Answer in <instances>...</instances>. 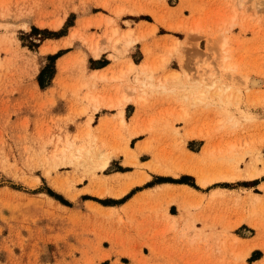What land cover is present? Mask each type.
<instances>
[{
    "label": "rangeland",
    "instance_id": "obj_1",
    "mask_svg": "<svg viewBox=\"0 0 264 264\" xmlns=\"http://www.w3.org/2000/svg\"><path fill=\"white\" fill-rule=\"evenodd\" d=\"M0 264H264V0H0Z\"/></svg>",
    "mask_w": 264,
    "mask_h": 264
},
{
    "label": "bare ground",
    "instance_id": "obj_2",
    "mask_svg": "<svg viewBox=\"0 0 264 264\" xmlns=\"http://www.w3.org/2000/svg\"><path fill=\"white\" fill-rule=\"evenodd\" d=\"M112 21V19H110L108 22H111ZM41 24H43V22H40V25ZM60 25H58V26H55L56 28H58ZM117 32H118V29H114V30H112V32H111V35H109L110 37H109V39H111L114 35H116L117 34ZM130 35H131V30H129V31H127L126 32V37L129 39V37H130ZM70 37H72V38H74L75 37V32H71V34H70ZM85 43V42H84ZM100 43V42H99ZM130 44H131V40H129V42L127 41L126 42V48H129L130 47ZM227 46V41H226V39H224L223 40V42H222V48H224V47H226ZM90 49H91V52H92V54L95 56V57H99L100 56V49H99V47L98 46H96V45H91L90 46ZM102 51V50H101ZM127 69L129 70V71H132V70H135L136 69V65H135V63H133V62H129L128 64H127ZM99 73H100V71H97V70H94L93 72H92V79H94L97 75H99ZM176 74H173V76H175ZM138 77V76H137ZM100 78H101V75H100ZM149 80H152L151 78H149ZM134 82H136V84L137 83H141V85L142 86H146L147 85V83L145 82V80H143V79H138V78H135V80H134ZM259 83H260V81L259 80H257V79H249V80H247V82H246V84L248 85V86H250V87H255V86H258L259 85ZM150 85H151V83H150ZM133 89L132 90H134V89H136V86L135 87H132ZM131 89V88H130ZM138 97L139 98H143V96L142 95H138ZM93 100H97L96 98H93ZM99 100V99H98ZM130 100V97L128 96V95H126L125 93H122L120 96H118V97H111V96H109V97H107L106 99H103L102 100V102L99 100V102H98V104H99V106L100 107H103V106H105L107 109H116L117 110V113L119 114V116H121L122 118H123V115H124V108H125V105H126V103L128 102ZM137 132H139V131H137ZM136 132V133H137ZM138 135V134H137ZM79 152L81 151V148H78L77 149ZM79 155H80V153H79ZM73 156H75V154L73 155ZM158 170H160V169H158ZM161 172H164L163 170H161ZM180 172H182V173H187V174H191V175H193V176H195L196 177V179H197V182L202 186V187H205V186H207V185H209L213 180H211V179H209L207 176H205L203 173H199V172H196V171H193V170H189V169H184V168H182V170L180 171ZM175 174V173H174ZM190 191V190H189ZM190 194H195L194 192H193V190L191 189V191H190Z\"/></svg>",
    "mask_w": 264,
    "mask_h": 264
},
{
    "label": "crops",
    "instance_id": "obj_3",
    "mask_svg": "<svg viewBox=\"0 0 264 264\" xmlns=\"http://www.w3.org/2000/svg\"><path fill=\"white\" fill-rule=\"evenodd\" d=\"M134 63V62H133ZM136 66H137V64H135ZM182 189H187V190H190L191 191V187H188V186H184V187H181ZM112 261H113V259H112Z\"/></svg>",
    "mask_w": 264,
    "mask_h": 264
},
{
    "label": "trees",
    "instance_id": "obj_4",
    "mask_svg": "<svg viewBox=\"0 0 264 264\" xmlns=\"http://www.w3.org/2000/svg\"><path fill=\"white\" fill-rule=\"evenodd\" d=\"M41 76H42V75H41ZM41 76H40V78H39V83H40L41 87H43L44 84H43V82L41 81Z\"/></svg>",
    "mask_w": 264,
    "mask_h": 264
}]
</instances>
